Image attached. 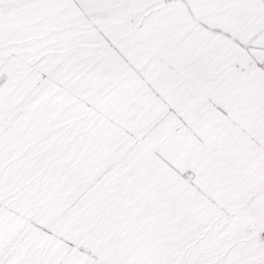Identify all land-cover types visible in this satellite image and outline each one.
Here are the masks:
<instances>
[{
  "label": "snow or ice",
  "instance_id": "6c2138e0",
  "mask_svg": "<svg viewBox=\"0 0 264 264\" xmlns=\"http://www.w3.org/2000/svg\"><path fill=\"white\" fill-rule=\"evenodd\" d=\"M0 264H264V0H0Z\"/></svg>",
  "mask_w": 264,
  "mask_h": 264
}]
</instances>
